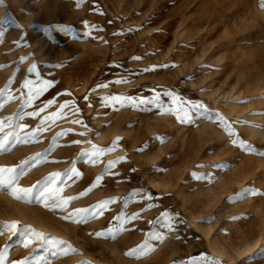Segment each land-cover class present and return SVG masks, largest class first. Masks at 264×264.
I'll use <instances>...</instances> for the list:
<instances>
[{"label": "rangeland", "instance_id": "1", "mask_svg": "<svg viewBox=\"0 0 264 264\" xmlns=\"http://www.w3.org/2000/svg\"><path fill=\"white\" fill-rule=\"evenodd\" d=\"M262 4L2 0L20 27L0 24V167L23 168L33 197L57 174L68 203L0 189V264H264ZM93 146L110 150L90 162ZM76 209L86 222L63 219Z\"/></svg>", "mask_w": 264, "mask_h": 264}, {"label": "snow or ice", "instance_id": "2", "mask_svg": "<svg viewBox=\"0 0 264 264\" xmlns=\"http://www.w3.org/2000/svg\"><path fill=\"white\" fill-rule=\"evenodd\" d=\"M0 2H2V0H0ZM262 6H264V4H262ZM4 23H8V24L13 25L17 28L20 27V25L16 24V22L11 20V19L4 20L3 18H0V24H4ZM2 35H3V33H0V37H2ZM30 71L36 72V66L33 65L32 68L30 69ZM38 82L40 84V87L36 88L34 93H32V89L34 88V85L32 84V82H28V87H29L30 93H32V95H39V93L44 91V89L46 87H48L50 84V82H48V81H38ZM167 95L171 96L172 93H167ZM173 98L178 99L175 97H173ZM113 99H115V98H113ZM30 101H31V95L29 97V102ZM191 108H193V109H204V105L203 104L191 105ZM177 111H181L184 113L183 117L178 116L179 119H181V120L187 119L189 122L192 121V119H193L192 115H190L189 112L186 111L182 105L178 106ZM226 127H227L229 134L233 135L235 137V133L233 132L231 127L228 125H226ZM117 139H119V138H117ZM231 142L235 145V144H237V139L233 138ZM239 146L244 147L248 150H251V145L246 144V142L243 140L239 141ZM7 149H8L7 139L5 138L4 140H0V152L7 151ZM107 150H110V149H99V148H96L95 146H93L92 153H86V155H89L91 157L90 162H95V159L97 158L96 154L97 153L102 154ZM260 154L264 155V153H260ZM25 163H27V162H25ZM109 167H111V164H109ZM69 171H71L74 175H77V176L80 175V173L77 172V170L75 168H72ZM23 174H24L23 168H21L18 171L16 168H12V167H0V189L8 191L14 199L24 200L25 202H30V199L39 198V199L44 201L45 207L49 206L48 201L51 200L52 201L51 210H55L57 208L63 210V208L67 205L68 199H65L64 197H62L60 195V193L62 192V189L57 188L55 183H54L57 174H52V179L49 180L48 183H46L42 188L37 190L35 197H33V188H35L36 185H33L30 188H24V187L20 186L19 177ZM49 184H51V186H49ZM248 194H249L248 192H243V193H240L238 195H240L241 198H244ZM252 194H254V193H252ZM69 199H71V198H69ZM106 203L107 202L100 204L99 208H103ZM85 211L86 210L76 209V210H74L75 215H74V213H68L66 216L63 217V219H73V221L77 222V223L86 222L87 216L83 215V213ZM6 227H8L9 230H19V228L21 226L19 225V222L13 221L10 224L6 225ZM24 227L30 228V226H24ZM33 235L37 239L44 240L45 243L51 242V243L57 244V245H65V247H62L60 249V251L65 255H67L68 252H70V251L71 252L75 251L74 248H72L70 245H67L66 241L56 240L55 238H52L49 241V238H47L45 236V234L35 232V231H33ZM97 235H100V233H97ZM157 239H160V237H157ZM26 246H27V242H26ZM146 247H147V245H138L136 249H130L129 252L127 253V255H136L138 252L143 253L144 249ZM260 254H264V250H261ZM245 264H247V260L245 261Z\"/></svg>", "mask_w": 264, "mask_h": 264}, {"label": "bare ground", "instance_id": "3", "mask_svg": "<svg viewBox=\"0 0 264 264\" xmlns=\"http://www.w3.org/2000/svg\"><path fill=\"white\" fill-rule=\"evenodd\" d=\"M146 2V1H145ZM139 5V4H138ZM142 9V8H141ZM140 9V10H141ZM187 14V16H189V13L188 12H186ZM187 16L186 17H184V18H182V23H184V22H186L187 21ZM189 18V17H188ZM171 25V23H164V25H163V27H161L162 28V34H160V35H154L155 36V38H157V40H160V39H162V38H164L165 36H163V35H166L167 34V32L169 31V29H170V26ZM98 60H100V59H98ZM100 62H101V60H100ZM98 63V62H97ZM99 65V64H98ZM97 65V66H98ZM84 75V74H83ZM245 93H248V92H244L243 94H245ZM242 94V95H243ZM253 107H254V105H248L247 106V109H250L251 111L253 110ZM245 108V107H244ZM240 110V109H239ZM243 111V110H242ZM241 111V112H242ZM254 113V112H253ZM256 116H261L258 120H257V123H256V125L258 126V127H260L261 128V131H259L258 132V134H260V136L262 135V137H264V114H261V111H257V112H255L254 113ZM257 117V118H258ZM255 118V117H254ZM255 122V121H254ZM254 124V123H253ZM252 124V125H253ZM255 129V128H254ZM257 132V131H256ZM257 134V133H256ZM252 167H250V165L249 164H247V163H244L243 162V164L241 165V167H240V170H246V172L248 173V172H250V169H251ZM236 172V171H235ZM246 173V174H247ZM245 174V173H244ZM243 178V177H242ZM238 181V180H237ZM241 181V180H240Z\"/></svg>", "mask_w": 264, "mask_h": 264}]
</instances>
